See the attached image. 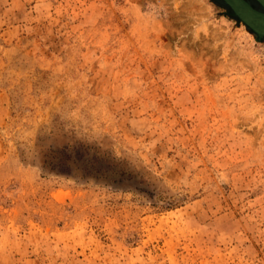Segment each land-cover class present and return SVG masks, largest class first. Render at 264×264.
Instances as JSON below:
<instances>
[{"label": "rangeland", "instance_id": "1", "mask_svg": "<svg viewBox=\"0 0 264 264\" xmlns=\"http://www.w3.org/2000/svg\"><path fill=\"white\" fill-rule=\"evenodd\" d=\"M0 264H264V38L222 0H0Z\"/></svg>", "mask_w": 264, "mask_h": 264}, {"label": "water", "instance_id": "2", "mask_svg": "<svg viewBox=\"0 0 264 264\" xmlns=\"http://www.w3.org/2000/svg\"><path fill=\"white\" fill-rule=\"evenodd\" d=\"M259 1V3L264 7V0H257ZM222 2H224L234 13V15L240 19L250 30H252L254 33L257 32V27L256 25L252 22L251 18L246 17L245 14H242L240 10L246 8V10L252 14H254V16H261L264 17L263 13H258L255 10H253L250 6H248V4H246V2L244 0H222ZM240 9V10H239ZM260 23H262L264 25V21L260 20ZM259 31V30H258ZM260 32V31H259ZM257 36H259L260 38H264L263 36L258 35L257 33H255Z\"/></svg>", "mask_w": 264, "mask_h": 264}, {"label": "bare ground", "instance_id": "3", "mask_svg": "<svg viewBox=\"0 0 264 264\" xmlns=\"http://www.w3.org/2000/svg\"><path fill=\"white\" fill-rule=\"evenodd\" d=\"M245 2H246V4H248V6H250L253 10H255L256 12H258V13H263L264 14V11H262V10H259L258 9V7L256 8L255 6H253L251 3H250V1L249 0H244ZM256 2H258V4L264 9V7L259 3V1H257V0H255ZM240 10V9H239ZM241 11V13L242 14H245L246 15V17H250L251 18V20H252V22L256 25V27L258 28L257 29V32H255V33H257L258 35H260V36H263L264 37V25L262 24V23H260V20H263L264 21V17H261V16H254V14H252V13H250V12H248L247 10H246V8H245V10L244 9H242V10H240ZM260 32H259V31Z\"/></svg>", "mask_w": 264, "mask_h": 264}, {"label": "flooded vegetation", "instance_id": "4", "mask_svg": "<svg viewBox=\"0 0 264 264\" xmlns=\"http://www.w3.org/2000/svg\"><path fill=\"white\" fill-rule=\"evenodd\" d=\"M250 2H251V4L253 5V6H255V7H259L258 9L259 10H262V11H264V9L258 4V2H256V1H252V0H250Z\"/></svg>", "mask_w": 264, "mask_h": 264}]
</instances>
